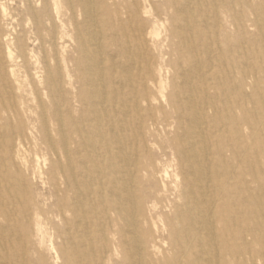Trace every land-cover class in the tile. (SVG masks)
I'll use <instances>...</instances> for the list:
<instances>
[{
    "label": "bare ground",
    "instance_id": "obj_1",
    "mask_svg": "<svg viewBox=\"0 0 264 264\" xmlns=\"http://www.w3.org/2000/svg\"><path fill=\"white\" fill-rule=\"evenodd\" d=\"M0 264H264V0H0Z\"/></svg>",
    "mask_w": 264,
    "mask_h": 264
}]
</instances>
